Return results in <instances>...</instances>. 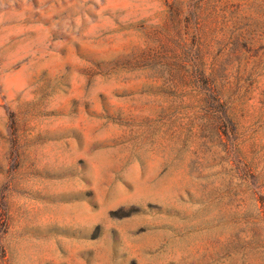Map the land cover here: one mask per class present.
Wrapping results in <instances>:
<instances>
[{
  "label": "rangeland",
  "instance_id": "rangeland-1",
  "mask_svg": "<svg viewBox=\"0 0 264 264\" xmlns=\"http://www.w3.org/2000/svg\"><path fill=\"white\" fill-rule=\"evenodd\" d=\"M0 264H264V0H0Z\"/></svg>",
  "mask_w": 264,
  "mask_h": 264
}]
</instances>
